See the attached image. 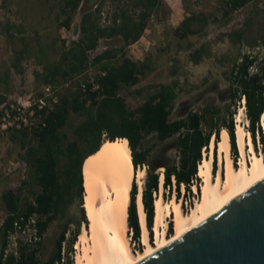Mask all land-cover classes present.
Returning a JSON list of instances; mask_svg holds the SVG:
<instances>
[{"label":"trees","instance_id":"1","mask_svg":"<svg viewBox=\"0 0 264 264\" xmlns=\"http://www.w3.org/2000/svg\"><path fill=\"white\" fill-rule=\"evenodd\" d=\"M98 1L62 0L59 6L58 18H62L59 26L66 29L70 28L74 14L82 7L80 36L67 47L63 41L57 58L43 64L42 72L37 76L41 77L44 85L56 86L72 80L93 66L98 68V73L93 78L98 88L92 91V84L85 81L86 89L83 91L80 82L75 83L73 89L59 97L52 109L45 108L37 112L39 121L36 126L18 130L13 135L20 140L21 147L26 152L29 180L34 189L30 193L31 197L25 199L20 197L21 189H8L1 194L0 205L6 214L0 224V264H73L72 259L67 261L64 256L70 253L72 255L78 231L73 233L65 250L63 244L67 241L66 223L45 261L41 258L44 235L55 220L64 218L67 208L76 199L80 201L82 223L88 224L83 209V171L105 140L127 142L135 171L143 166L146 169L142 203L150 240L155 219L154 197L158 195L159 187L161 189V179L165 193L173 189L177 201L194 198L193 188L197 194L201 192L199 167L203 159L209 157L211 140L214 144L212 174L216 176L217 146L222 130L229 136L233 162L238 157L232 112H229L227 121L218 122L220 110L214 106H206L202 110L181 111L177 118L171 119L175 100L171 85L156 87L141 105L131 107L127 104L121 91L138 84L150 72L151 67L145 60L134 62L129 59L125 48L140 39L159 0H127L122 5L121 0H113L117 7L106 24L100 23ZM251 1L224 0L222 16L228 18L232 12ZM198 21L197 16L186 17L174 29V34L179 38L196 34L198 30L193 28V24ZM13 28L14 25H7L5 32L9 33ZM233 35L236 41L242 40L241 31ZM105 39L119 40L122 45L106 48L92 56L99 42ZM260 45L264 49V36ZM29 50L25 46V51L20 52L18 59ZM39 51H42L40 45ZM201 58L202 49L191 54L194 62ZM254 65H257V70L250 73ZM229 75L227 98L232 99L236 105L244 97L247 132L254 151L264 152V132L260 125V119L264 117V57L258 61L256 56L243 55L233 64ZM4 102L5 97L0 94V105ZM71 116L81 120L70 126L72 139L67 140L65 128L69 125ZM150 135H154L157 142L163 145L156 155H152L150 149L139 150ZM169 140L173 141L167 143ZM168 148L176 150L175 160L166 156ZM160 169L161 176L158 172ZM137 187L136 181H133L127 209V226L131 231L133 244H137L140 251ZM172 222H168L169 236L174 230ZM12 243L13 247L10 248Z\"/></svg>","mask_w":264,"mask_h":264},{"label":"rangeland","instance_id":"2","mask_svg":"<svg viewBox=\"0 0 264 264\" xmlns=\"http://www.w3.org/2000/svg\"><path fill=\"white\" fill-rule=\"evenodd\" d=\"M61 1L0 0V23L2 25L0 28V94L5 97V101L29 95L32 98H37L43 94L44 87L47 85H44L41 77L37 76L42 72V65L57 58L63 41L67 47L79 38L82 7L74 14L70 28L66 29L59 26L62 20V18H58ZM126 1L121 0L120 5ZM223 1L159 0L158 7L152 13L140 39L125 48L129 59L134 62L145 60L151 67L150 72L142 77L138 84L126 87L121 91L122 97L129 106L141 105L156 87L171 85L175 93L171 119L177 118L181 111L202 110L206 106H214L220 110L218 122L227 121L229 112L234 113L233 122L236 130V115L239 114L242 103L240 101L234 105L232 99L227 98V89L230 83L229 73L233 64L245 54L256 56L258 61L264 57V49L260 45L261 38L264 36V0H252L241 9L232 12L228 18L222 16ZM97 4L101 12L100 23H108L116 10L117 3L113 0H99ZM190 15L199 18V21L193 24V28L198 32L185 38L177 37L174 34V29L182 18L185 19ZM7 25H14L15 28L6 33ZM237 31H241L242 34V40L239 42L233 35ZM39 45L42 47L41 52ZM121 45L119 40H101L95 53L103 51L104 48ZM25 46L30 50L18 59L20 52L25 51ZM198 49H202V58L198 62H194L191 59V54ZM256 68L257 65L252 66L250 73H255ZM97 73L98 68L92 66L72 80L52 86V88L55 94L60 97L68 90L73 89L75 83L90 81ZM80 120L81 118L71 116L69 125L65 128L67 140L72 139L70 126L76 125ZM260 125L264 131V117H261ZM247 127L246 117H243L242 128L246 134V158L248 165H251V155L248 152L250 145L253 147V144L251 137V142L248 141ZM15 132L16 130L0 132V197L5 190L21 189L20 197L25 199L31 197L30 193L34 188L29 180L30 169L25 161L26 152L21 147L20 140L14 138ZM256 140L258 141L257 135ZM171 141L173 140H169L167 143ZM162 146L154 135H150L143 141L139 150L150 149L152 155H156ZM212 151L211 140L208 158L211 157ZM237 152L238 157L235 162L232 160L231 151L230 156L233 166L240 169L242 168V156L239 148ZM254 153L259 156L263 155V151H258V153L254 151ZM176 155L174 148L167 149L166 156L169 159L175 160ZM203 155L205 156V154ZM63 163L62 160L61 166ZM220 167L221 164L218 160V171L216 170L215 177L212 176L213 180H216ZM223 178H225V173H223ZM137 191L139 192V187H137ZM193 193L194 198L177 201L173 189L169 193H165V190L159 187V193L156 196H162L165 202L173 200L179 202L181 212L184 215H191L202 196V192L197 194L195 188H193ZM155 197L156 200L157 197ZM5 214L0 205V224ZM169 221H173V216L167 218L166 237H170L173 233L175 235V226L173 233L170 236L167 234ZM66 223H68L65 235L67 241L63 244L65 250L73 233L78 231L79 234L73 244L72 255L71 253L65 254L64 259L67 261L72 259L73 264H77V258L83 253L84 245L82 244L80 249L77 247L82 239L85 226L82 223L81 205L78 199L67 208L64 218L55 220L45 233L44 250L41 257L43 261L50 255L55 239ZM160 230L163 231L164 228L161 227ZM126 236L131 251L135 255L144 252L145 246L141 239L142 230H140V247H142L140 251L137 244H133L130 239L129 228H127ZM156 239L154 221L152 240L149 239V234L148 240L151 244H155ZM12 247L13 243L10 248Z\"/></svg>","mask_w":264,"mask_h":264},{"label":"bare ground","instance_id":"3","mask_svg":"<svg viewBox=\"0 0 264 264\" xmlns=\"http://www.w3.org/2000/svg\"><path fill=\"white\" fill-rule=\"evenodd\" d=\"M243 117H246L245 105L240 107L239 114L236 115L235 130L237 146L242 156V168L236 169L233 166L229 136L223 130L217 146L218 160L221 164L218 176L213 180L215 175L212 177V151L211 157H205L199 167L202 196L192 214L184 215L179 202L174 200L165 202L162 196L156 198L155 244H151L148 240L146 214L142 203L146 171L140 168L135 171L133 168L127 142L105 140L83 171V209L88 225L84 226L82 239L78 243V249L82 244L84 248L82 255L77 258V264H137L197 227L238 195L263 180L264 152L262 156L256 155L250 145L248 153L251 155V165L247 163L246 134L242 128ZM133 181H136L139 187L136 202L142 241L145 246L144 252L138 255L131 251L126 236L127 209ZM169 216H173L175 235L166 237L165 230ZM161 227L164 228L163 231L160 230Z\"/></svg>","mask_w":264,"mask_h":264},{"label":"water","instance_id":"4","mask_svg":"<svg viewBox=\"0 0 264 264\" xmlns=\"http://www.w3.org/2000/svg\"><path fill=\"white\" fill-rule=\"evenodd\" d=\"M137 264H264V179Z\"/></svg>","mask_w":264,"mask_h":264},{"label":"built area","instance_id":"5","mask_svg":"<svg viewBox=\"0 0 264 264\" xmlns=\"http://www.w3.org/2000/svg\"><path fill=\"white\" fill-rule=\"evenodd\" d=\"M106 48H104L105 50ZM96 54L95 52L92 56ZM89 83L92 84L91 90L94 91L98 88V85L91 79ZM80 87L84 91L86 84L80 82ZM59 97L55 94L52 86L47 85L44 87L43 94L37 98H32L31 95L27 97H18L12 101H5L0 105V132L8 130H21L24 128L31 129L36 126L39 121L37 112L43 109H52L55 104L58 103ZM241 103L244 106V97L241 98ZM143 169L145 167L143 166ZM162 173L160 169L158 171ZM131 234V231H130ZM131 239V236H130Z\"/></svg>","mask_w":264,"mask_h":264},{"label":"crops","instance_id":"6","mask_svg":"<svg viewBox=\"0 0 264 264\" xmlns=\"http://www.w3.org/2000/svg\"><path fill=\"white\" fill-rule=\"evenodd\" d=\"M183 20H184V18H182V19H181V21L178 23V25H177V26H179Z\"/></svg>","mask_w":264,"mask_h":264}]
</instances>
